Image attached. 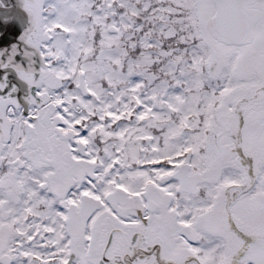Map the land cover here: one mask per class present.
Listing matches in <instances>:
<instances>
[{"label": "snow or ice", "instance_id": "6c2138e0", "mask_svg": "<svg viewBox=\"0 0 264 264\" xmlns=\"http://www.w3.org/2000/svg\"><path fill=\"white\" fill-rule=\"evenodd\" d=\"M0 264H264V0H0Z\"/></svg>", "mask_w": 264, "mask_h": 264}]
</instances>
